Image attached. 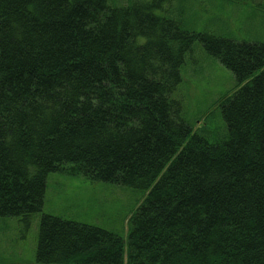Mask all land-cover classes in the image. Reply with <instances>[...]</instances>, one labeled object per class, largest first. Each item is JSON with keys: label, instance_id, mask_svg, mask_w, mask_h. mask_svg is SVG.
<instances>
[{"label": "trees", "instance_id": "1", "mask_svg": "<svg viewBox=\"0 0 264 264\" xmlns=\"http://www.w3.org/2000/svg\"><path fill=\"white\" fill-rule=\"evenodd\" d=\"M159 1L0 0V217L28 223L52 172L144 191L125 240L43 213L35 264H264V43L184 30ZM194 41L235 78L223 141L175 94Z\"/></svg>", "mask_w": 264, "mask_h": 264}, {"label": "rangeland", "instance_id": "2", "mask_svg": "<svg viewBox=\"0 0 264 264\" xmlns=\"http://www.w3.org/2000/svg\"><path fill=\"white\" fill-rule=\"evenodd\" d=\"M132 1L108 0L112 6ZM155 13L177 20L188 31L210 33L237 41L264 43V0H160ZM185 54L176 96L186 120L210 142L227 137L218 98L234 89L231 71L207 54L199 41ZM174 94V95H175ZM40 211L28 218L0 217V264H35L39 218L43 213L89 223L127 237L128 217L142 201L143 190L101 180L52 172L46 178Z\"/></svg>", "mask_w": 264, "mask_h": 264}]
</instances>
